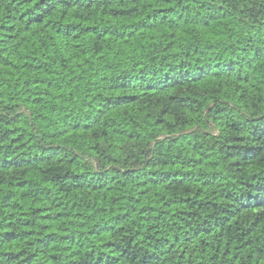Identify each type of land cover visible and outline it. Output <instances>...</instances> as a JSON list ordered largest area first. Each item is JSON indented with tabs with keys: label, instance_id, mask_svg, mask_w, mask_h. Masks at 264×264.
Wrapping results in <instances>:
<instances>
[{
	"label": "trees",
	"instance_id": "obj_1",
	"mask_svg": "<svg viewBox=\"0 0 264 264\" xmlns=\"http://www.w3.org/2000/svg\"><path fill=\"white\" fill-rule=\"evenodd\" d=\"M0 264H264V0H0Z\"/></svg>",
	"mask_w": 264,
	"mask_h": 264
}]
</instances>
